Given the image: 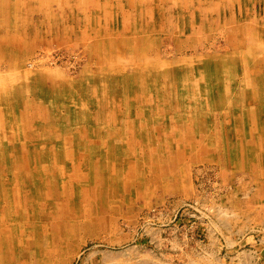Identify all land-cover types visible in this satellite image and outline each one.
<instances>
[{"label":"rangeland","instance_id":"rangeland-1","mask_svg":"<svg viewBox=\"0 0 264 264\" xmlns=\"http://www.w3.org/2000/svg\"><path fill=\"white\" fill-rule=\"evenodd\" d=\"M0 264H264V0H0Z\"/></svg>","mask_w":264,"mask_h":264}]
</instances>
